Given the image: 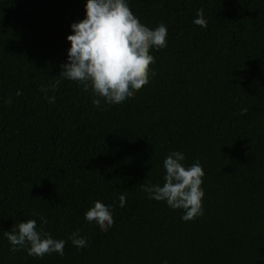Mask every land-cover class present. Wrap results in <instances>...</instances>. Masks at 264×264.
<instances>
[{
  "label": "trees",
  "instance_id": "1",
  "mask_svg": "<svg viewBox=\"0 0 264 264\" xmlns=\"http://www.w3.org/2000/svg\"><path fill=\"white\" fill-rule=\"evenodd\" d=\"M85 3L0 0V264H264V0H129L167 46L150 49V82L103 110L59 75ZM172 150L205 173L193 220L141 187L164 183ZM96 200L112 206L107 232L84 218ZM27 219L63 255L11 252L4 232Z\"/></svg>",
  "mask_w": 264,
  "mask_h": 264
},
{
  "label": "clouds",
  "instance_id": "2",
  "mask_svg": "<svg viewBox=\"0 0 264 264\" xmlns=\"http://www.w3.org/2000/svg\"><path fill=\"white\" fill-rule=\"evenodd\" d=\"M84 8V18L70 25L71 34L66 37L70 47L59 75L77 82L83 91H91L93 106L103 110L102 100L105 104H122L155 76V70L150 67L155 63V57L150 49L167 46V26L163 23L155 28L146 26L132 12L129 0H86ZM192 22L206 27L202 8L197 10ZM42 91L47 94L46 89ZM21 94L19 89L15 93L17 96ZM50 99L54 100V97ZM5 103H11V99ZM246 112V108H241V114ZM185 159L183 152L170 151L162 162L164 183L141 187L149 199L163 201L171 209H182L181 219L189 221L203 215L205 173L199 160L187 165ZM118 200L119 206L124 207L125 194H120ZM84 218L96 223L103 232L114 224L112 206L99 200L87 209ZM40 223L46 224L47 220L40 217ZM36 225L35 219H27L5 231L10 251L24 248L30 256L43 257L53 252L63 255L66 241L53 238ZM68 239L78 248H84L88 243L78 229Z\"/></svg>",
  "mask_w": 264,
  "mask_h": 264
}]
</instances>
